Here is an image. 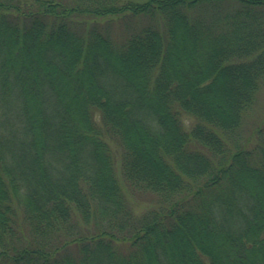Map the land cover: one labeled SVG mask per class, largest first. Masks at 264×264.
Instances as JSON below:
<instances>
[{
    "label": "trees",
    "instance_id": "16d2710c",
    "mask_svg": "<svg viewBox=\"0 0 264 264\" xmlns=\"http://www.w3.org/2000/svg\"><path fill=\"white\" fill-rule=\"evenodd\" d=\"M263 86L264 0H0V264H264Z\"/></svg>",
    "mask_w": 264,
    "mask_h": 264
},
{
    "label": "rangeland",
    "instance_id": "374dc122",
    "mask_svg": "<svg viewBox=\"0 0 264 264\" xmlns=\"http://www.w3.org/2000/svg\"><path fill=\"white\" fill-rule=\"evenodd\" d=\"M111 28L115 30V33H119L121 31V28L125 25L124 22L128 17H126L125 20L123 18H109ZM112 19V20H111ZM107 19H99L100 23H104ZM129 25L133 23V19H129L128 22ZM264 118V86L261 87L257 93L256 100L253 104V107L251 108V111H249V114L247 116L246 120V129H252L255 125H257L258 121L260 122ZM127 196L130 200V203L135 210V212H140L143 209L150 206V200L151 197L146 194H134L131 191H126Z\"/></svg>",
    "mask_w": 264,
    "mask_h": 264
}]
</instances>
